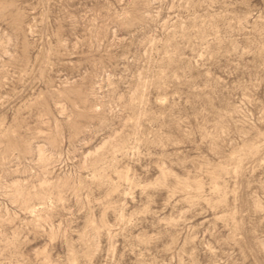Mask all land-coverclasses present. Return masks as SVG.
Wrapping results in <instances>:
<instances>
[{
    "label": "rangeland",
    "instance_id": "1",
    "mask_svg": "<svg viewBox=\"0 0 264 264\" xmlns=\"http://www.w3.org/2000/svg\"><path fill=\"white\" fill-rule=\"evenodd\" d=\"M0 264H264V0H0Z\"/></svg>",
    "mask_w": 264,
    "mask_h": 264
}]
</instances>
